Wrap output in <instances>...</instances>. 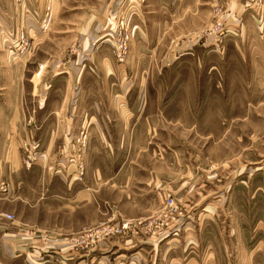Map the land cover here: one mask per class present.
Wrapping results in <instances>:
<instances>
[{"label": "rangeland", "instance_id": "rangeland-1", "mask_svg": "<svg viewBox=\"0 0 264 264\" xmlns=\"http://www.w3.org/2000/svg\"><path fill=\"white\" fill-rule=\"evenodd\" d=\"M45 56L101 132L23 140L0 264H264V0H0V97Z\"/></svg>", "mask_w": 264, "mask_h": 264}, {"label": "crops", "instance_id": "crops-1", "mask_svg": "<svg viewBox=\"0 0 264 264\" xmlns=\"http://www.w3.org/2000/svg\"><path fill=\"white\" fill-rule=\"evenodd\" d=\"M41 52L44 51L39 45L38 55H42ZM45 58L46 61L36 60L39 69L35 76L40 79L41 75H44L39 81L31 80L30 87L26 83L6 84L3 88L4 93L0 97V180L9 181L10 187L20 186L22 203L26 200L24 187L31 182L27 178L31 170L24 166L21 159V145L24 139H55L60 136V133L65 137L68 135L79 137L80 133H84L82 125L86 119L89 125L88 133L99 135L101 132V122L97 120L99 119L97 115L94 113L87 115L81 110L74 114L71 105L73 101L72 80L69 82V76L73 72V63L70 64V69L63 71L64 76L59 77L60 75L56 76L59 73L54 72V69L48 66L47 62L50 63L48 57L45 56ZM63 91L65 98L59 94ZM83 103L100 106V104L85 100H78L77 106H87ZM62 108L65 112H62ZM36 168L40 169L39 166H35L33 170ZM96 176H98L97 172ZM93 183L99 184L98 181ZM5 218L4 213L0 214V234L7 229L1 222ZM5 235L7 236L6 233ZM192 248L196 250V245ZM206 251L207 256L215 255L219 260L206 259L207 262L205 261L204 264H226L220 261L216 247L207 246ZM239 251L241 254L245 252L244 258L246 259L248 251L243 248ZM224 254L226 255L227 252Z\"/></svg>", "mask_w": 264, "mask_h": 264}, {"label": "built area", "instance_id": "built-area-1", "mask_svg": "<svg viewBox=\"0 0 264 264\" xmlns=\"http://www.w3.org/2000/svg\"><path fill=\"white\" fill-rule=\"evenodd\" d=\"M143 1V0H142ZM145 1V0H144ZM52 12H53V10H52V8L51 7H47L46 8V11H45V16H44V20H43V26H44V28H46L48 25H49V22H50V20H51V17H52ZM128 39H129V36L127 35V34H125V37H122V39H121V43H122V45H120L119 46V48H118V57L120 58V61L122 62V61H124V59H125V54H126V52H127V50H128V48H127V46H126V44L128 43ZM1 188L2 189H5L6 188V186L4 185V184H1ZM5 190H7V189H5ZM168 205L170 206V207H175V204H174V201L173 200H169V203H168ZM176 209V208H175ZM175 211V210H174ZM8 219H11L12 217L11 216H6ZM160 217H162V216H160ZM170 223H167L166 224V227H167V229H166V232L168 231V230H170V229H172V227H175L174 225L172 226L171 225V227H170ZM165 231H163L162 233H161V235L162 234H164L165 235V233H166ZM102 234H103V236H107V234H109V229H108V227H103V229H102Z\"/></svg>", "mask_w": 264, "mask_h": 264}]
</instances>
